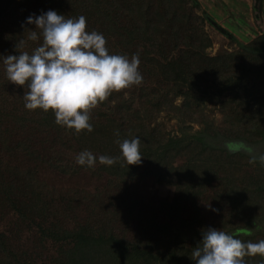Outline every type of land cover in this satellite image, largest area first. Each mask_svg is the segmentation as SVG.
I'll return each mask as SVG.
<instances>
[{"label": "trees", "instance_id": "trees-1", "mask_svg": "<svg viewBox=\"0 0 264 264\" xmlns=\"http://www.w3.org/2000/svg\"><path fill=\"white\" fill-rule=\"evenodd\" d=\"M49 10L85 16L110 54L139 55L142 83L92 110L91 132L26 109L27 87L7 78L3 57L18 55L17 42L35 30L27 18ZM198 11L194 0H0V264H195L208 228L264 239V154L241 150L264 140V34L209 54L204 22L231 36ZM137 137L142 160L128 165L117 141ZM83 150L97 157L94 167L76 162ZM101 155L119 159L102 165ZM44 172L102 185L56 188ZM142 178L172 190L158 205L161 222L136 191ZM203 203L215 210L209 224ZM245 260L264 264L260 255Z\"/></svg>", "mask_w": 264, "mask_h": 264}, {"label": "clouds", "instance_id": "clouds-1", "mask_svg": "<svg viewBox=\"0 0 264 264\" xmlns=\"http://www.w3.org/2000/svg\"><path fill=\"white\" fill-rule=\"evenodd\" d=\"M26 23L35 25V30H28L27 40L36 42L42 38V42L30 54L20 50L27 46V40L21 39L16 45L18 55L3 57L8 80L27 87L23 95L26 109H42L45 113L51 110L58 125L77 133L91 132L92 110L113 92L142 83L139 55L129 59L110 54L104 35L87 30L85 16L66 18L49 10L39 16L30 15ZM117 143L128 165L141 163L138 137ZM98 159L100 164L112 166L119 158L101 155ZM259 160L264 164V155ZM76 162L92 168L97 157L83 150ZM254 228L259 230V225ZM257 255L264 257V239L245 242L221 229L208 228L203 230L191 258L195 264H246L245 257Z\"/></svg>", "mask_w": 264, "mask_h": 264}, {"label": "rangeland", "instance_id": "rangeland-1", "mask_svg": "<svg viewBox=\"0 0 264 264\" xmlns=\"http://www.w3.org/2000/svg\"><path fill=\"white\" fill-rule=\"evenodd\" d=\"M197 2L199 11L198 14H205L207 18L212 20V24L216 26H221L220 29L224 30L227 34L231 36V39L226 37L224 34L219 32L215 29L213 25H209L204 22V29L207 32L210 40L211 45L207 49L209 54L215 53L217 50H225L230 51L235 48L237 43L243 44L245 40V32L253 33V26L250 25L249 15L244 16L240 15L239 18H233L237 21L236 25H232L233 19L231 22L228 21L224 22L223 15L218 12V10L213 11L212 4H215L217 7H227L228 2L231 0H194ZM235 2V0H233ZM241 1V0H240ZM242 10L244 8V3L241 2ZM226 12V11H225ZM242 14H246L243 12ZM252 18V17H251ZM241 19V20H239ZM249 22V23H248ZM239 38V39H237ZM236 42V43H235ZM262 82V81H261ZM264 87V85H263ZM264 91V88L262 89ZM261 90V91H262ZM215 118L218 120L219 116L215 115ZM167 127L176 132L178 127L174 124L173 121H169ZM197 126L195 125H186L184 130L188 132H194L197 130ZM183 129V128H182ZM206 143L212 144L213 146H221L222 141L221 139H206ZM235 150V149H234ZM243 151H247L248 154H264V140L261 143H258L255 148H251L250 151L245 149L244 147L241 148ZM42 179L45 180L49 185L56 187V188H85L88 190H92L94 188H98L102 185V181H96L90 178H86L85 176L75 178V179H63L54 173H45L42 175ZM136 191L140 194L143 198L144 203L149 207L156 214V219L161 222L162 217L158 213V205L161 201H165L170 198L171 196V188L164 187L156 184L151 178H142L135 184ZM200 213L203 217V220L206 223H211L214 217V210L211 203H203L200 206ZM55 247L49 248L51 251L54 250ZM49 250V251H50Z\"/></svg>", "mask_w": 264, "mask_h": 264}, {"label": "crops", "instance_id": "crops-1", "mask_svg": "<svg viewBox=\"0 0 264 264\" xmlns=\"http://www.w3.org/2000/svg\"><path fill=\"white\" fill-rule=\"evenodd\" d=\"M253 1L254 0H241V1L235 0V2H234L233 0H231L230 2H228V4H225V5H227L226 8L225 7L223 8L220 6L217 7L215 4H212L213 11L216 12V10H218V12L223 15V19L225 20L224 22H227L226 24H228L229 20H230L229 22H231V19H233L235 17L239 18L240 15L241 16L242 15H244V16L249 15L248 19L250 21V25L253 26L254 30H253V33H247L248 31L245 32L244 36H245L246 41L243 44H247L252 39L260 36L261 34H264V25H263L264 0H260L259 13H258L257 9L253 7ZM241 2L244 3L245 9H243V10H242V6H241ZM243 12H246V14H242ZM239 20H241V19H239ZM236 24H237V21L234 20L232 25H236ZM237 39H239V38H237Z\"/></svg>", "mask_w": 264, "mask_h": 264}, {"label": "water", "instance_id": "water-1", "mask_svg": "<svg viewBox=\"0 0 264 264\" xmlns=\"http://www.w3.org/2000/svg\"><path fill=\"white\" fill-rule=\"evenodd\" d=\"M259 4H260V0L253 1V7L257 9L258 13H259ZM263 25H264V20H263Z\"/></svg>", "mask_w": 264, "mask_h": 264}]
</instances>
